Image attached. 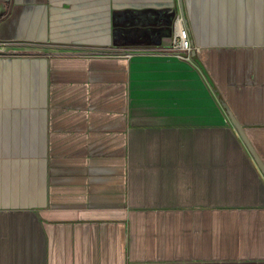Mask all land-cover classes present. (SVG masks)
Returning <instances> with one entry per match:
<instances>
[{
	"label": "crops",
	"instance_id": "0c3cea01",
	"mask_svg": "<svg viewBox=\"0 0 264 264\" xmlns=\"http://www.w3.org/2000/svg\"><path fill=\"white\" fill-rule=\"evenodd\" d=\"M182 4L0 0V264H264V0Z\"/></svg>",
	"mask_w": 264,
	"mask_h": 264
},
{
	"label": "built area",
	"instance_id": "2783aa9c",
	"mask_svg": "<svg viewBox=\"0 0 264 264\" xmlns=\"http://www.w3.org/2000/svg\"><path fill=\"white\" fill-rule=\"evenodd\" d=\"M193 50L194 47L190 42L183 16L177 6L171 24L169 47L161 51L182 60L191 61V52Z\"/></svg>",
	"mask_w": 264,
	"mask_h": 264
},
{
	"label": "water",
	"instance_id": "95a60500",
	"mask_svg": "<svg viewBox=\"0 0 264 264\" xmlns=\"http://www.w3.org/2000/svg\"><path fill=\"white\" fill-rule=\"evenodd\" d=\"M177 4H178L179 10H180V12H181V14L183 16L185 25H186V18H185V14H184V8H183L182 0H177ZM186 28H187V25H186ZM123 53H125V54H134V53H142V52L125 51ZM191 58H194V50L191 52ZM220 104H221L223 110L225 111V114L227 115V118H228L230 124L232 125V127L234 128L236 133L238 134L241 142L245 146V148L248 151V153L252 156L256 166L258 167V169L260 170L261 174L264 177V164L262 163V161L260 160V158L258 157L256 152L254 151V149L250 145V143L247 140L242 128L240 127V125L238 124L236 119L233 117V115H232L231 111L229 110L228 106L222 101L220 102Z\"/></svg>",
	"mask_w": 264,
	"mask_h": 264
}]
</instances>
